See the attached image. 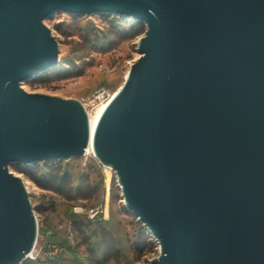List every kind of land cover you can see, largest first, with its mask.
<instances>
[{"label":"water","instance_id":"95a60500","mask_svg":"<svg viewBox=\"0 0 264 264\" xmlns=\"http://www.w3.org/2000/svg\"><path fill=\"white\" fill-rule=\"evenodd\" d=\"M58 12L147 27L94 129L79 101L22 86L60 62ZM90 146L161 245L147 264H264V0H0V264L38 236L10 166Z\"/></svg>","mask_w":264,"mask_h":264},{"label":"rangeland","instance_id":"374dc122","mask_svg":"<svg viewBox=\"0 0 264 264\" xmlns=\"http://www.w3.org/2000/svg\"><path fill=\"white\" fill-rule=\"evenodd\" d=\"M46 24L59 41L60 62L22 86L27 92L77 100L88 112L100 103L96 96L102 93L105 99L123 85L139 58L137 39L147 30L143 22L105 14L58 12ZM10 170L25 183L38 222L28 261L147 264L161 255L160 243L127 211L114 170L93 153L32 167L11 165ZM96 208L103 212L91 218L90 211ZM77 225L87 227L81 231Z\"/></svg>","mask_w":264,"mask_h":264},{"label":"bare ground","instance_id":"6f19581e","mask_svg":"<svg viewBox=\"0 0 264 264\" xmlns=\"http://www.w3.org/2000/svg\"><path fill=\"white\" fill-rule=\"evenodd\" d=\"M115 94H109L108 97H106L104 99L103 94L100 93L99 96L97 97L98 99H100V103L98 105H96V107L93 109L92 112H88L89 113V117H90V123H91V128L92 129H94V127H95L97 121L99 120L102 112L104 111V109L106 108V106L108 105V103L111 101V99L114 97ZM89 152L93 153V150H92L91 146L89 147L87 153H89Z\"/></svg>","mask_w":264,"mask_h":264},{"label":"trees","instance_id":"16d2710c","mask_svg":"<svg viewBox=\"0 0 264 264\" xmlns=\"http://www.w3.org/2000/svg\"><path fill=\"white\" fill-rule=\"evenodd\" d=\"M47 73V72H46ZM45 74V73H44ZM25 167H32V166H25ZM90 223H88V225H89ZM78 226V228H79V230H81V231H83V229L82 228H86L87 226H85V225H82V226H80V225H77ZM88 229V228H87ZM102 234H104L105 233V235H108V231L105 229V228H101V231H100ZM149 242V241H148ZM103 243H107V242H103ZM23 264H34V262L33 261H28V260H26Z\"/></svg>","mask_w":264,"mask_h":264},{"label":"built area","instance_id":"2783aa9c","mask_svg":"<svg viewBox=\"0 0 264 264\" xmlns=\"http://www.w3.org/2000/svg\"><path fill=\"white\" fill-rule=\"evenodd\" d=\"M98 96H96L95 98H97ZM101 212H103V210L101 208L93 209L90 211V217L91 218L97 217ZM31 256H32V254H31Z\"/></svg>","mask_w":264,"mask_h":264}]
</instances>
